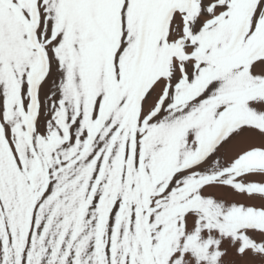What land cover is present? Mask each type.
Listing matches in <instances>:
<instances>
[{
    "label": "snow or ice",
    "instance_id": "snow-or-ice-1",
    "mask_svg": "<svg viewBox=\"0 0 264 264\" xmlns=\"http://www.w3.org/2000/svg\"><path fill=\"white\" fill-rule=\"evenodd\" d=\"M0 264H264V0H0Z\"/></svg>",
    "mask_w": 264,
    "mask_h": 264
}]
</instances>
